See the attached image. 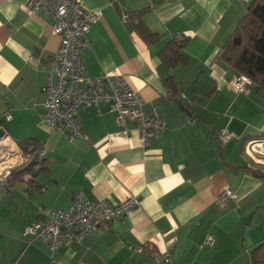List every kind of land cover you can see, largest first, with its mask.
Segmentation results:
<instances>
[{"label": "crops", "instance_id": "crops-1", "mask_svg": "<svg viewBox=\"0 0 264 264\" xmlns=\"http://www.w3.org/2000/svg\"><path fill=\"white\" fill-rule=\"evenodd\" d=\"M79 3L102 14L88 33L89 50L81 52L85 75L124 79L165 129L145 146L133 121L118 124L101 103L77 114L87 141L50 131L41 122L42 89L59 38L44 12L29 13L23 0H0V129L25 154L45 153L29 181L25 174L0 188V264H157L153 255L168 246L171 262L158 264H246L243 254L249 259L248 249L264 241V157L252 156L258 164L244 151L248 141L264 137V95L252 83L245 93L233 91L238 75L219 60L246 6L241 0ZM117 7L147 9L143 22L159 42L147 45L121 21ZM175 35L185 38L181 51L188 63L166 69L158 53ZM168 78L179 103L165 85ZM180 104L198 118H186L191 114ZM222 132L229 135L224 142ZM225 189L234 198L221 206ZM78 193L111 204L136 198L138 205L78 246L51 252L40 240L23 237L27 224L67 209Z\"/></svg>", "mask_w": 264, "mask_h": 264}, {"label": "built area", "instance_id": "built-area-1", "mask_svg": "<svg viewBox=\"0 0 264 264\" xmlns=\"http://www.w3.org/2000/svg\"><path fill=\"white\" fill-rule=\"evenodd\" d=\"M252 0H241L247 6ZM24 8L32 14L42 11L51 21V33L59 38V47L53 57L48 73V83L42 89L45 101L42 105L41 122L50 130L65 133L69 141L88 140L77 122V114L82 108L108 105L115 113V121L122 124L126 119L135 123L143 145L148 146L155 136L165 129L164 120L154 109L145 110L139 95L133 92L124 79L104 74L99 77H87L81 60V52L90 48L88 33L93 24L101 17L100 11H87L79 0H23ZM127 23L126 14L120 15ZM182 44L185 38L175 35L171 38ZM30 62H37L34 57ZM251 81L244 76H237L231 82V89L236 93H245ZM7 118L9 116L7 115ZM222 142L229 139L225 132L219 134ZM245 154L253 159L264 157V138L250 140L245 144ZM45 159L43 151L23 154L17 145L4 133L0 138V188L10 185L14 170L29 166L34 161ZM255 163L259 160L253 159ZM31 179L30 175L23 177ZM233 194L225 189L217 203L226 206L233 201ZM138 205L136 198L111 204L108 201L86 199L82 194L74 195L70 207L50 212L44 222L30 223L23 229L24 238H35L43 242L51 252L65 245H80L89 234L104 228L122 218ZM212 239L207 238L205 245L210 246ZM142 253V249H132ZM155 262L170 263V247L161 255H153ZM250 264V263H249Z\"/></svg>", "mask_w": 264, "mask_h": 264}, {"label": "trees", "instance_id": "trees-1", "mask_svg": "<svg viewBox=\"0 0 264 264\" xmlns=\"http://www.w3.org/2000/svg\"><path fill=\"white\" fill-rule=\"evenodd\" d=\"M119 15L127 16V24L141 37L147 45L159 42V36L152 32L143 22V16L147 9L140 11L124 12L118 9ZM182 44L170 40L158 53V57L166 69H172L179 65H186L188 59L182 53ZM219 60L235 72L238 76L247 77L256 87L259 95H264V0H252L246 6V12L238 21L231 35L222 46ZM165 85L171 95L173 102L179 103V91L172 78L165 80ZM191 116L186 117L191 120L198 118L195 111L190 106H185ZM264 138V137H254ZM249 138H245L243 143ZM18 145V144H17ZM18 147L23 154L27 153L22 144ZM23 149V150H22ZM36 151L35 149L31 150ZM44 161V160H42ZM42 161H34L29 166L14 170L11 173L10 185L13 184L14 177H21L28 174L33 177L36 166ZM247 169V168H246ZM250 264H264V241L252 249L249 254Z\"/></svg>", "mask_w": 264, "mask_h": 264}, {"label": "rangeland", "instance_id": "rangeland-1", "mask_svg": "<svg viewBox=\"0 0 264 264\" xmlns=\"http://www.w3.org/2000/svg\"><path fill=\"white\" fill-rule=\"evenodd\" d=\"M263 228H264V226H263ZM253 248L254 247L249 248L248 250L251 252ZM242 260L244 261V263L249 264V259H248V256L246 254H243Z\"/></svg>", "mask_w": 264, "mask_h": 264}, {"label": "water", "instance_id": "water-1", "mask_svg": "<svg viewBox=\"0 0 264 264\" xmlns=\"http://www.w3.org/2000/svg\"><path fill=\"white\" fill-rule=\"evenodd\" d=\"M179 109L183 110L186 114H189L187 110L184 109L183 105H179ZM3 135V130L0 129V138L2 137Z\"/></svg>", "mask_w": 264, "mask_h": 264}]
</instances>
